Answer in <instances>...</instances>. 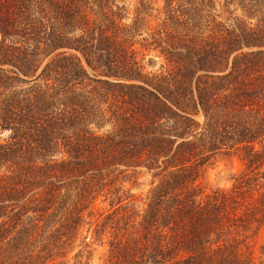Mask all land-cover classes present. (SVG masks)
I'll return each mask as SVG.
<instances>
[{"label": "trees", "instance_id": "trees-1", "mask_svg": "<svg viewBox=\"0 0 264 264\" xmlns=\"http://www.w3.org/2000/svg\"><path fill=\"white\" fill-rule=\"evenodd\" d=\"M225 1L255 23L222 26L212 0H0V264H68L103 194L118 206L97 223L100 264H258L244 247L264 227V0ZM232 150L233 187H198ZM129 169L158 180L141 214L114 186Z\"/></svg>", "mask_w": 264, "mask_h": 264}, {"label": "rangeland", "instance_id": "rangeland-1", "mask_svg": "<svg viewBox=\"0 0 264 264\" xmlns=\"http://www.w3.org/2000/svg\"><path fill=\"white\" fill-rule=\"evenodd\" d=\"M120 4H125L129 9L134 8L136 0H117ZM154 7L162 6L163 0H153ZM210 5V12L212 17H215L217 21L222 23V26H234L236 19H244L251 23H255L254 18L248 19L246 12L236 3H227L225 0H212ZM238 22V21H237ZM206 28H204L205 30ZM146 54L139 56L142 63L146 66L148 71H160L164 59L156 52H147ZM95 128V127H94ZM109 126H106L107 130ZM7 133H3L2 137H5ZM241 150L221 151L214 155L200 170V174L197 178L196 184L203 191L212 192L214 190H229L233 187L235 179L244 169V164L240 158ZM120 170H124V167H120ZM119 178L117 184L114 186H120L121 184L127 190L129 198L123 201V205H130L134 207L137 213H143V210L147 207V195L152 187L157 183V179L153 177L152 172H147L145 169L126 170L122 173H118ZM112 198L109 194L100 195L93 205L85 210V223L81 226L79 232L75 238H73L70 244L69 253L66 256L68 264L74 263V255L81 250L83 251V261H87V257H90V264H100L103 262L104 257L108 250V238L110 233L104 236L102 241L97 239L96 228L97 223L101 222L105 215L113 212L116 207H112ZM93 211V214H88ZM123 210H121L122 212ZM247 244L249 248L244 250L252 253L254 260L258 264H264V227L257 233L253 234L250 230L248 233ZM88 242L89 246H84ZM88 250L92 252L89 253Z\"/></svg>", "mask_w": 264, "mask_h": 264}]
</instances>
